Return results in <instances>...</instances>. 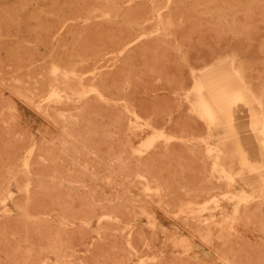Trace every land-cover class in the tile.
I'll use <instances>...</instances> for the list:
<instances>
[{
    "label": "rangeland",
    "instance_id": "rangeland-1",
    "mask_svg": "<svg viewBox=\"0 0 264 264\" xmlns=\"http://www.w3.org/2000/svg\"><path fill=\"white\" fill-rule=\"evenodd\" d=\"M236 2H238L237 5ZM163 3L164 6L162 5ZM231 3L232 4L235 3V4L232 5ZM172 8L174 9L172 10ZM135 10L142 14L145 13V15H143V18H141L142 14H139L141 17H138L137 15L138 12L136 13ZM163 13L166 14L165 17L162 16ZM128 14L131 17L134 14V17L129 18L130 16ZM174 14L175 15L177 14L176 16L177 18L174 16ZM201 17L203 18L204 21L205 20L206 21L203 22ZM207 17L209 18L207 19ZM184 19L186 22L183 21ZM162 20H164V22ZM211 20L213 23L211 22ZM194 22L196 23L194 24ZM210 23L212 26L210 25ZM186 25L187 27L190 28L186 29L185 27ZM193 25H195L196 27L194 30H193L194 28ZM224 26H226L227 28H225ZM204 27L205 28L207 27L206 28L207 30L203 29ZM7 28L9 30H7ZM102 28L104 29L105 33L104 32L101 33V31L103 30ZM113 28H114V32L113 30L110 32V30ZM0 29H1L0 30L1 32L0 33V122H1L0 123V199L3 197L2 195L4 194L3 192L11 191L7 197L8 199L5 198V200L4 199L0 200V212H1L0 221L2 220L0 224L2 225L4 222V224L0 228V232H1L0 247L2 248L10 247L9 252L11 253V254L8 253V249H6L7 253L9 254V256H7L6 258L5 255L8 254L5 253V249L0 248V251H2L0 252V264H14L12 259L15 260L16 258L19 259V260H15L17 263L20 261L18 264H31V263L36 264V262L37 264H51V263L52 264H97V263L98 264H169V263L185 264L186 262L187 264L189 263L190 264L193 263L194 264L196 263L197 264H206V263L248 264L249 262H250L249 264H255V262L257 264H264V257L262 258V256L264 255V228H262L264 227L263 226L264 214L262 212L264 211L263 210L264 199L259 196L256 197L255 195L250 194L252 189H250L249 187H246L245 188L246 190H244L247 199H241L240 201H238L237 198H234L232 196L233 193L241 194L243 192L242 187L240 185V181L239 180L235 181L233 185H230L231 187H229V182L223 177H219V173L214 171L213 167H211L213 166L212 159L214 160L213 157L214 155L212 156V154H209L207 149L209 143L213 142L214 139H212V136L209 133V128L206 120L201 115H199V113L194 109V102H193V99L195 97L197 80L199 76L202 73H204L203 71H205L206 69H207L206 71H208V68L211 69L212 67H214L215 65L221 62L232 60L234 62V65H236V67L239 68V70L242 72L245 80L247 81L248 86L257 87L256 89L251 87L250 88L252 90L254 89L253 92L261 100L262 112L264 115V95H263L264 94V0H178V1L177 0H114V1L113 0H0ZM116 29L118 32L120 30L119 32L120 34L122 32L120 38H119L120 35L118 36L119 33L117 34ZM177 29L179 32L181 31L182 34H183L182 31H184L186 35L182 36L180 35L181 33H179L180 37L179 36L176 37L175 35L178 34ZM198 29H202V30H198ZM106 31L107 33L110 32V36L108 34L110 40L108 39V36L106 37L107 35ZM98 32H100L104 37L101 34H98ZM113 34H114V39H112ZM223 34L225 37L223 36ZM96 35L97 36L101 35L102 38L99 39V37H96ZM124 36H125L124 38L125 41H123ZM131 36L133 37L131 38ZM229 36L231 37L229 38ZM95 37L100 41L103 39L101 43L104 44L106 43V44L101 45V43H99L100 41L98 40H97L98 42L96 43ZM115 37H117L118 39L116 38L117 39L116 40ZM111 39L115 40L116 42L111 41ZM128 39H130L131 41L130 40L128 41ZM168 39L172 40L173 43L172 42L170 43ZM201 39L204 41L202 42ZM209 40L211 41V43H209L210 42ZM110 41L112 43H110ZM155 41L157 42L155 43ZM180 41L182 44L180 43ZM114 42L115 45H112L114 44ZM197 43L198 45L203 44L202 45L203 47H201L200 45L197 46ZM212 43H214L213 46L211 45ZM95 44H97V46ZM152 44L155 46L154 48L152 47L153 46ZM204 44L206 46H204ZM231 44L233 46H231ZM149 45L151 46L152 49L149 48ZM156 45L158 46L156 47ZM161 45L162 47H160ZM137 46H139L141 49L139 50V47ZM96 47L97 48L103 47V48L99 50ZM142 47L145 48L144 53L142 52L143 51ZM198 47H200L201 49H199ZM208 47H209L208 49L209 51L207 50ZM196 48L198 50H196ZM203 48L205 51L203 50ZM232 48L235 50H233ZM129 49H132L133 51L132 50L130 51ZM158 50L161 51L165 50V53L163 51H162L163 53L159 51L161 54L160 56H162L163 54L162 58L158 57L159 56V53L157 54ZM220 50H221V54L219 53ZM228 50H230V52ZM126 51L127 53L130 52V54L125 53ZM197 51L198 52L201 51V52L198 53ZM141 52L143 53V56ZM149 52L151 53L148 55ZM224 53L225 55L223 56ZM151 54L153 55V57ZM190 54L192 55V58L189 57ZM200 54L203 57L199 56ZM218 54L220 58L217 57ZM220 55L222 56V58ZM124 56L125 57L127 56L126 61L122 59V57L125 58ZM205 57L211 59L212 62L207 58L205 59ZM174 58H176L177 60ZM188 58L190 59L188 60ZM200 58L203 59L201 60ZM194 59H196V61H194ZM197 59H199V61H197ZM150 61L154 62L155 65L154 64L150 65L151 64ZM163 61L166 62L163 63ZM205 61L208 62L206 63ZM195 63L197 64V66L195 65ZM204 63L208 65L206 64L204 65ZM142 64H144V67L143 66L138 67ZM130 65L131 68L129 67ZM149 66H152L153 68ZM55 67L57 68L56 70L54 69L55 71H53V68ZM147 67L150 68V74L148 72L149 68ZM156 67L161 72L159 73L160 75L157 74L159 71ZM178 67L181 68L182 71ZM151 68L153 70H156L157 72L154 71L153 73ZM172 68L175 69L176 74ZM185 69L186 71L188 70V72H186ZM133 71H135V73ZM184 71L185 73H183ZM51 72H54L55 75H53V73ZM173 72L175 74V77H177L178 79H173L175 78L174 74H172ZM248 73L249 74L251 73L250 76H254V75L255 76L253 78L250 76L248 77L247 75ZM143 74L144 77H142ZM179 74L181 75L179 76ZM145 76L148 78H146ZM181 76H183L184 78L186 77L187 80L190 79L189 80L190 82L188 81L187 83H185L186 79L182 80L183 78ZM261 77L263 78L261 79ZM114 78L115 81L117 80L116 83L114 81ZM145 79L147 80V83ZM57 80L60 81L58 84H56ZM134 80L136 81V83L137 82L139 83L133 84ZM180 80H181V84H179ZM80 82H82L84 85L86 84L85 86L88 87L93 84L97 85L98 87L100 86L99 90L100 93L102 94L101 97L99 96L98 92H94V91H89L90 93L88 92L84 95L71 92L72 89L75 88L77 89L81 87ZM148 83H150V86L152 84L151 86L153 87L152 89L151 87L149 88L147 87L149 86ZM190 83L192 84L191 86ZM256 83L258 84L260 83L259 84L261 85L260 88H258L259 86ZM159 84H164V86L160 85V87H158ZM55 85L60 86L59 88L60 93L57 96L56 94L52 93V87H54ZM115 85L116 88L113 87ZM117 85L119 86L118 90H116ZM172 85L176 87L175 88L176 90L174 89V87H172ZM183 86L185 88L187 87L188 89L186 88L185 90ZM110 87L111 88L113 87L114 90L113 88L110 89ZM62 88L65 90H62ZM167 88L169 90H167ZM157 89H159L158 92H154V90L157 91ZM170 90H172V93ZM119 93L120 95H118ZM161 93L164 94L161 95ZM53 95H55L56 97ZM158 95L161 96V98L162 96L164 98L169 96V98H166V100L170 99V101L172 102L170 101L168 102L165 99H159ZM138 96H140L139 99H137ZM155 96L158 97L156 101L157 103L159 102V104H156V101L154 103V100L156 98ZM147 97H148V101H147ZM47 98L50 99L46 101ZM143 98L145 103L142 102ZM136 99L141 104V106H143L142 109H140L142 113L138 109V107L141 106ZM149 99L151 100L150 102ZM134 100H136L137 103ZM84 102L87 103L85 104L87 106L83 105ZM160 102L161 103L164 102L163 104H165L164 105L165 107L163 106L162 107L163 110L165 111L160 109L161 108L160 105H163L160 104ZM165 102L172 104L169 106V104ZM134 103L136 104L134 105ZM143 103L144 104L147 103L146 104L147 106L146 105L144 106ZM150 103L151 104L153 103L155 105L152 104V108L150 106V108L148 109L149 105H151ZM92 104L96 106L95 110ZM11 105L13 109L11 108ZM103 105L105 106L103 108H108L109 110L108 109H106V111L103 110L102 108ZM156 105H159L160 107L158 106L159 107L158 108ZM171 106H172V110H169L171 109ZM87 107H89V109ZM145 107L147 108V110H149L148 111L149 113L147 112ZM166 107L167 110L169 111H166ZM136 108L138 110H136ZM96 110L98 111V113ZM160 110L162 111V115H161L162 120L159 119L160 117H156L157 115L160 116L161 114ZM236 110L238 116L236 117L238 118L237 122L238 124L241 122L239 126L247 129L248 128L247 125H249L247 121L251 122L250 120H252L250 115L251 111L242 102H239L236 105ZM99 111L101 114L99 113ZM144 111H146L147 117L145 116ZM155 111L157 112V114ZM248 111L250 112L248 113ZM121 113H123L122 114L123 116L121 115ZM175 114L177 117L175 116ZM108 117L109 118L111 117V119H109ZM112 117L113 119L119 117L121 120L119 119L117 121L116 119L115 121L114 120L112 121ZM174 117H175V121H174ZM243 117L245 118L243 119ZM156 118H158L159 120ZM196 119H197V123H196ZM157 120L159 122L161 120L160 123H164V124H161V126H159L160 123ZM88 121H90V123ZM198 121H199V125L200 123L201 124L205 123V124L204 125L202 124L203 126L202 125L198 126ZM156 122H158L159 125ZM86 123L87 125H85ZM152 123L154 124V127ZM245 123L246 125L243 126V124ZM171 124L174 125L173 126L174 129H171L172 128ZM186 124L188 126H186ZM189 124L191 125V127ZM192 125H194L195 127L194 126L192 127ZM6 126L9 128L6 129L5 128ZM110 126H113L114 128ZM155 126L158 128H156ZM202 127H204V131H202L203 130ZM90 128L92 131L90 130ZM169 128L170 130L176 129L173 132L175 133L177 131L179 137L177 136V134L168 131ZM189 129L191 130L189 131ZM90 132L92 135L90 134ZM193 132L197 134H193ZM22 133L24 134V136ZM158 133H160L161 136ZM203 133L205 134L203 135ZM244 133L247 132L245 131ZM165 134L167 136H170V138L166 139ZM119 135L121 136L119 137ZM48 138L51 139L52 141L50 140L51 141L50 142ZM61 139H63L64 142ZM253 140H254L253 143L255 144H251L248 146V150L250 151L249 152L250 163L252 165H256V164L258 165L259 162H260L259 164H264V152H262V150L260 149L261 147L258 141L255 139ZM106 141L109 142L107 143ZM53 142L58 143L59 145L58 144L54 145ZM146 143H148V146L146 145ZM174 143H177L176 146H174L175 145ZM98 144H100V146ZM105 144L106 146L109 145L111 149L109 146H107L108 149L106 150ZM102 145L105 148V150H103ZM111 145H114V147H112ZM168 145L172 147L174 146V148L169 146L168 149ZM177 145L178 147L180 145L181 148L180 147L177 148ZM189 145L192 146L193 148L189 147ZM69 146H71V148ZM182 146L184 148H182ZM126 148L128 151L126 150ZM171 148L174 151H176V153ZM69 149L70 150L73 149V151L71 150V152L73 153L72 155ZM96 149H98L97 150L98 154ZM202 149L205 151V153ZM111 150L114 151L112 152ZM103 151L105 153H103ZM156 151L157 153H155L156 155L155 156L154 152ZM183 151L186 152L185 155L187 156H184V154H182ZM68 152L69 155L72 157V161L70 160L71 157L69 155L67 156ZM159 152L161 153L159 154ZM74 153H76V155H78L79 158L75 157L76 155ZM99 153L105 154L104 155L105 159L103 158L102 154L100 155ZM177 153L178 155H176ZM58 154H61V156ZM115 154L116 156L118 155L117 158ZM173 155L175 158L173 157ZM181 155L183 158L181 157ZM196 155L197 156L200 155V156L197 157ZM34 156L37 158H35ZM84 156L85 158L87 157V159H85ZM120 157L123 158L121 159ZM156 157L158 160H156ZM164 157L166 160L164 159ZM186 157H187V161H186ZM193 158L195 159V161ZM84 159L86 161H84ZM170 159H172V161ZM63 160L70 161V162L67 161L70 163L69 166L68 163H66V161L64 164H66L65 167L68 168L72 167L71 170L64 167V164H62ZM159 160H163V161H159ZM87 161H90V164H88ZM205 161L208 163H206ZM48 162L50 163L54 162L56 165L54 163L52 164V166L47 165ZM162 162L165 164H162ZM60 163L63 165L62 167L59 165ZM171 163L173 164L177 163L175 164L176 167L175 165L173 166V164ZM210 163L211 165L209 166ZM117 164H118L117 166L118 168H116ZM166 164H168L167 166L169 168H167ZM180 164H182L183 166ZM114 165H115V169L113 167ZM143 165H145L146 169L144 168ZM232 165L234 167H238L239 163L235 162L232 163ZM33 166L34 168L36 167L35 168L36 172H34L35 175L33 174L34 171ZM74 166L79 171H82V174L84 172L85 174L82 175L81 172L78 174L74 172L77 170L74 168ZM228 166L230 167L231 163L230 165L228 164ZM50 167H52L53 169L52 171L55 172L56 174L51 172L52 174L50 176H46L45 174L47 172L46 169H48L47 175H49L51 171ZM61 168L65 169L66 174L63 173V170H61ZM81 168L85 169V171L83 169L81 170ZM157 168L160 169L158 170ZM164 168L168 172H165ZM172 168L175 170L174 172ZM197 168L199 170H197ZM43 169L46 172H44ZM66 169L68 170L66 171ZM207 169L209 170L206 171ZM96 170H98L99 173H96ZM100 170L101 171L104 170L102 171L103 173L100 172ZM134 170L135 173L133 174ZM148 170L149 172H146ZM58 171L60 172L58 173ZM142 171L143 173H141ZM156 171L158 172V174H154ZM72 172H74L75 175L74 173L72 174L73 176L70 175ZM170 172H172V174H170ZM151 173L154 174L153 175L154 177L151 175ZM89 174L91 176V179L90 176L88 177ZM131 174H133L134 178L131 176ZM57 175L58 178L61 177L62 179L60 178L59 180L57 178ZM42 177L47 179L46 182L47 181L48 182L46 184L44 183L45 179ZM68 177L70 178V180ZM74 177H76L77 179L74 180ZM176 177L178 179L177 181H176ZM195 177L198 180L195 179ZM80 178L82 181L80 180ZM142 178L144 179L145 182L143 181ZM62 180L63 182L64 181L65 182L62 183ZM73 180L76 182H78L77 180H79V182L78 183L75 182L76 184H74ZM201 180L202 181L205 180V183H203ZM66 181H68L69 183H67ZM85 181L88 183H86ZM117 181L118 184L120 183L119 184L120 186L117 184ZM189 181H193V182L196 181V183ZM214 182H216V185ZM93 183H95V185ZM185 183L187 187L185 186ZM44 184L47 186H44ZM58 184L59 186H57ZM195 184L196 185L198 184V186L196 187ZM38 185L42 189H40ZM53 185L57 187L56 190H54L55 187ZM188 185H190L191 187H189ZM203 185L205 186L209 185L210 188L214 190H210L209 186L206 188L205 186L202 187ZM214 185L217 187L220 185L219 186L220 189L218 190L217 188L219 192L216 191V187ZM61 186L62 189H60ZM71 186L73 190L70 189ZM77 187H80V190ZM58 188L60 190H58ZM63 188L67 189L66 190L67 192ZM191 188H194L193 191L195 193L192 191ZM197 188L201 190L198 192ZM203 188L207 189V191L203 190ZM36 189L39 190V192ZM75 190L80 194L82 193L81 194L82 199L80 197H77L78 195H76L77 198L75 197V194H77L73 192ZM55 191H57V193ZM58 191L61 192V194ZM62 191H64L63 192L64 194L62 193ZM40 192H42L41 193L42 197H46L49 195L50 196L48 198L46 197V199L44 200V198H42L41 195H39ZM95 192L99 193L97 194L99 195L98 197L95 194ZM58 193L60 194V196ZM71 193H73L74 195H72ZM80 194L79 196H81ZM120 194L121 196L119 199ZM62 195L63 198H65L64 196H66L67 200L66 199L64 200L62 198ZM94 196H96L95 197L96 199L99 197L102 199L95 200ZM20 197L24 199L22 200ZM37 197L40 199H37ZM60 197L63 200L62 199L58 200L60 199ZM71 197L76 199V201L74 202V199L73 198L71 199ZM84 197H86L85 200H83ZM78 198L83 200V202L85 201L84 202L85 206L83 205V202ZM14 199L15 200L17 199V201H15ZM18 199L22 201L20 202ZM36 200L37 201L41 200L42 202L38 203ZM54 200L58 203H55ZM73 202L77 206L74 205ZM86 202L88 205L85 204ZM50 203L52 204L49 205ZM60 203L63 205L64 208H62V205H60ZM67 203L69 206L67 205ZM58 204L60 205V208ZM97 204L98 205L100 204L101 206L100 205L98 206ZM40 205L43 207H41ZM79 205L80 206L83 205V207H87L89 210L86 208L88 210L87 211L83 207L80 208ZM91 205L94 207H91ZM31 206L33 207V209ZM45 206L49 210L48 214H47V209L45 210L46 212L44 211V209L46 208ZM88 206L92 209H90ZM38 207H41L43 210H41V208L38 209ZM69 207H73L75 209L73 208L71 209L79 212L78 213L75 211L73 212V210L71 211ZM236 207H238V211H235ZM76 208H80L81 211L77 210ZM250 208L252 210H250ZM109 209H111V211H109ZM115 209H117L118 217L120 215L122 216V214L123 215L125 214L124 215L125 218L123 220L122 218L124 216H122V218L121 216L118 218L117 214L115 215L116 213ZM119 209L121 213L118 212ZM102 210H105L106 213L102 214L103 212H105V211L102 212ZM107 210L109 211V213ZM122 211L125 213H122ZM43 212L44 214H42ZM66 213L67 214L71 213L74 218H72L71 215H69V217L66 218L68 216L65 215ZM76 213L78 214V216L80 213L83 216L80 217L81 216L80 215L78 217ZM255 214H256V219H253L255 217ZM75 215H76V220H75ZM248 218L251 219L248 220ZM257 219H261L262 221H258ZM69 220L72 222L70 223ZM256 220L258 223L256 222ZM45 221L46 223L49 221L51 223L45 224L44 223ZM13 222L15 223V225L13 224ZM103 222L106 223L107 225H105ZM252 223H254L255 225L254 224L252 225ZM259 223H261L259 226L262 228V230H259L260 227L257 226ZM29 224H32L31 229H29L30 227L27 228ZM108 225L109 227H111V229L108 227ZM112 226H114L115 228L113 229ZM75 227L78 228L74 229ZM51 228H53L51 231L54 234H52L51 231L49 230ZM12 229L14 230L16 229V230L14 231ZM29 230L32 232H30ZM34 230L36 232H34ZM47 231H49V233H47ZM24 233L25 235L27 234L28 235L25 237ZM37 233L39 235L36 237ZM31 234L33 237L31 236ZM45 236L49 238L47 240H43L46 242V245L45 243L42 244L43 241H41L42 237L43 239L46 238ZM110 236L112 237L111 239H109ZM130 236H132V238ZM29 237L30 239L32 238L31 242H28ZM61 237L63 238L65 237V240ZM130 238L131 240L134 239L133 243L130 240ZM22 239H24L26 243ZM62 239L64 240L63 242ZM149 239L151 240L149 241ZM109 240L112 241V244L110 243ZM135 240L140 243L136 242ZM141 241L143 242L141 243ZM20 242L22 243L20 244ZM1 243L5 244L6 247L1 245ZM15 243H17L18 245H16ZM94 243L96 244V246ZM150 243H152V245ZM70 245L71 246L73 245L74 248L73 246L71 247ZM98 245H100L99 248ZM227 245L229 249H227L228 248ZM11 246L13 247L12 249L18 247L16 248L17 251L12 250ZM69 246L73 249H71ZM239 246L243 248V249L241 248L242 251H239L240 250ZM243 246H245V249ZM36 247H38L40 251H38L39 249L37 248L38 250L35 249L37 250L35 252L34 248ZM94 248L97 249L94 250ZM91 249H93L94 251H92ZM117 249L120 251H118ZM137 249H139V251ZM236 250L238 253L236 252ZM247 250H249V252ZM11 251L12 252L15 251L14 252L15 254L13 253L15 256L12 254ZM80 251H84V252L80 253ZM101 251H102V255H100ZM113 251H114V257H116V259L115 258L114 259L116 261L111 256ZM122 251L123 254L121 253ZM244 251L249 253L251 256ZM109 252H110V256H109ZM116 252L119 253L117 254ZM230 252H232V254L235 252L236 255L233 254L234 258L231 256L232 254H230ZM258 252L262 253V254L260 253L261 254L260 257H259L260 254ZM106 253L108 254V256ZM244 253L247 256L246 259L244 257ZM10 256H13L14 258ZM83 256L85 257L87 256V257L84 258ZM239 256L241 257L240 260L242 261L241 263L239 262V258H240ZM177 257L179 259H177ZM230 258L232 261L229 260ZM259 258L261 260H259ZM85 259H87L88 261L89 260L91 261L92 259L93 261L87 263L88 261L86 260L87 261L86 262ZM122 259L124 260L122 261ZM256 259H258L259 262H257L258 260ZM7 260H9L8 261L9 263L7 262ZM10 260L13 263H10L11 262ZM112 260L114 262H112ZM160 260L161 263L159 262ZM233 260L237 263H235ZM250 260H252L253 262H251ZM181 261H184V263H181Z\"/></svg>",
    "mask_w": 264,
    "mask_h": 264
},
{
    "label": "bare ground",
    "instance_id": "bare-ground-1",
    "mask_svg": "<svg viewBox=\"0 0 264 264\" xmlns=\"http://www.w3.org/2000/svg\"><path fill=\"white\" fill-rule=\"evenodd\" d=\"M114 1V0H113ZM178 1V0H177ZM230 2V1H229ZM83 3V2H82ZM130 3V2H129ZM136 3V2H135ZM140 3V2H139ZM207 3V2H206ZM223 3V2H222ZM237 3L238 2H236V5H237ZM161 4V3H160ZM232 4V3H231ZM230 4V5H231ZM235 3H233L232 5H234ZM139 5V4H138ZM137 5V6H138ZM163 6H164V3L162 4ZM161 5V6H162ZM172 5V4H171ZM206 5V4H205ZM7 6V5H6ZM131 6V5H130ZM165 6H166V4H165ZM110 7V6H109ZM134 7H135V5H134ZM150 8V7H149ZM175 8V7H174ZM174 8H172V10L174 9ZM6 9V8H5ZM169 9V8H168ZM171 9V8H170ZM124 10V9H123ZM132 11V10H131ZM136 11V10H135ZM177 11V10H176ZM175 11V12H176ZM4 12V11H3ZM38 12V11H37ZM138 11H136V13H137ZM141 12V11H140ZM181 12V11H180ZM130 13V12H129ZM132 13V12H131ZM144 13V12H143ZM158 13V12H157ZM139 14H142V13H137V15H138V17H141V18H143V15H145V13L144 14H142L141 16L139 15ZM173 14V13H172ZM129 15V14H128ZM165 13H163L162 14V16H164L165 17ZM168 15V14H167ZM170 15H171V13H170ZM180 15V14H179ZM244 15V14H243ZM130 16V15H129ZM136 16V15H135ZM174 16L176 17L177 16V14L175 15L174 14ZM186 16V15H185ZM216 16V15H215ZM214 16V17H215ZM235 16V15H234ZM132 17H134V14H133V16ZM131 16L129 17V18H132ZM138 17H137V20H138ZM163 17V18H164ZM191 17V16H190ZM196 17H197V15H196ZM217 17V16H216ZM236 17H238V16H236ZM136 18V17H135ZM140 18V19H141ZM177 18V17H176ZM176 18H174V19H176ZM202 18V17H201ZM209 17H207V19H208ZM4 19V18H3ZM37 19V18H36ZM167 19V18H166ZM195 19H198V18H195ZM214 19V18H213ZM212 19V20H213ZM215 19H218V18H215ZM230 19V18H229ZM229 19H228V21H229ZM239 19V18H238ZM10 20V19H9ZM12 20V19H11ZM123 20V19H122ZM135 20V19H134ZM142 20V19H141ZM148 20H150V19H148ZM212 20H211V22H212ZM18 21V20H17ZM88 21V20H87ZM163 22H164V20H162ZM177 21V20H176ZM184 22H186L185 21V19L183 20ZM202 21L203 22H205L204 20H203V18H202ZM243 21V20H242ZM10 22V21H9ZM131 22H132V20H131ZM190 22V21H189ZM193 22V21H192ZM210 22V21H209ZM214 22H216V21H214ZM196 22H194V24H195ZM200 23V22H199ZM213 23V22H212ZM222 23H224V22H222ZM142 24V23H141ZM175 24H176V22H175ZM202 24H204V23H202ZM218 24V23H217ZM219 24H221V23H219ZM104 25V24H103ZM210 25H211V23H210ZM45 26H47V25H45ZM105 26V25H104ZM189 26V25H188ZM191 26V25H190ZM194 26V28H193V30L196 28L195 27V25H193ZM197 26V25H196ZM212 26V25H211ZM64 27V26H63ZM158 27V26H157ZM186 27V29H188V28H190V27H187V25L185 26ZM203 27V26H202ZM225 28H227L226 26H224ZM18 28V27H17ZM104 28V27H103ZM102 28V29H103ZM106 28V27H105ZM111 28V27H110ZM175 28H176V26H175ZM207 28V27H206ZM205 27L203 28V29H206ZM99 29H101V28H99ZM98 29V30H99ZM118 29V28H117ZM117 29H116V31H117ZM127 29V28H126ZM125 29V30H126ZM182 29V28H181ZM208 29H209V27H208ZM1 30V29H0ZM7 30H9L8 28H7ZM6 30V31H7ZM107 30V29H106ZM113 30V32H114V28L113 29H111L110 30V32ZM123 30V29H122ZM163 30V29H162ZM185 30V29H184ZM192 30V29H191ZM198 30H202V29H198ZM207 30V29H206ZM216 30V29H215ZM108 31H109V29H108ZM127 31V30H126ZM177 31H178V29H177ZM188 31V30H187ZM102 32H104L105 33V31H104V29L101 31V33ZM110 32H108L107 33V31H106V33H107V35H106V37L108 36V34H109V36H110ZM112 32V33H113ZM119 32H120V30H119ZM118 31H117V34L119 33ZM124 32V31H123ZM158 32V31H157ZM183 32V34L181 33V31L179 32L178 31V34L177 35H175L176 37L177 36H179V33H181L180 35H182V36H184V35H186V33H184V31H182ZM194 32V31H193ZM203 32H204V30H203ZM1 33V32H0ZM100 32H98V34H101ZM154 33V32H153ZM175 33H177V32H175ZM213 33V32H212ZM60 34V33H59ZM58 34V35H59ZM121 34H122V32H121ZM121 34L119 33L118 34V36H119V38L121 37ZM188 34H189V32H188ZM190 34H192V33H190ZM198 34V33H197ZM217 34V33H216ZM215 34V35H216ZM15 35V34H14ZM102 35V34H101ZM101 35H99V36H97L96 35V37H99V39L100 38H102L101 37ZM105 35V34H104ZM239 35V34H238ZM103 36V35H102ZM109 36H108V39L110 40V38H109ZM113 37H112V39H114V34L112 35ZM115 36H117V35H115ZM190 36V35H189ZM189 36H188V38H189ZM207 36V35H206ZM223 36H224V34H223ZM222 36V37H223ZM96 37H95V39H96ZM104 37V36H103ZM133 36H131V38H132ZM180 37V36H179ZM178 37V38H179ZM191 37H193V36H191ZM225 37V36H224ZM231 36H229V38H230ZM117 37H115V39H116ZM124 38H125V36L123 37V41H125L124 40ZM182 38V37H181ZM185 38V37H184ZM187 38V37H186ZM187 38V39H188ZM196 38V37H195ZM207 38H209V37H207ZM220 38V37H219ZM94 39V40H95ZM111 39V41H115V40H112ZM118 39V38H117ZM116 39V40H117ZM183 39V38H182ZM197 39V38H196ZM98 39H96V43L98 42V41H100V40H98ZM103 40V39H102ZM101 40V41H102ZM107 40V39H106ZM130 39H128V41H129ZM169 41H170V43L172 42V40H170V39H168ZM190 40V39H189ZM191 40H192V38H191ZM231 40V39H230ZM101 41L99 42V43H101ZM110 41V43H112ZM131 41V40H130ZM183 41V40H182ZM201 41L203 42L204 40H202L201 39ZM210 41V40H209ZM213 41V40H212ZM229 41V40H228ZM107 42V41H106ZM109 42V41H108ZM116 42V41H115ZM115 42H114V44H112V45H115ZM157 41H155V43H156ZM167 42V41H166ZM118 43V42H117ZM129 43V42H128ZM151 43V42H150ZM154 43V42H153ZM173 43V42H172ZM180 43H181V41H180ZM186 43V42H185ZM191 43V42H190ZM200 43V42H199ZM209 43H211V41L209 42ZM102 44H104V43H101V45ZM106 44V43H105ZM104 44V45H105ZM158 44V43H157ZM169 44V43H168ZM182 44V43H181ZM213 44L214 43H212L211 45L213 46ZM96 46H97V44H95ZM153 45V44H152ZM159 45V44H158ZM158 45H156V47L158 46ZM171 45H173V44H171ZM188 45V44H187ZM201 47H203L202 45L203 44H199ZM198 45V43H197V46H199ZM226 45V44H225ZM247 45V44H246ZM252 45V44H251ZM260 45V44H259ZM56 46V45H55ZM142 46V45H141ZM204 46H206L205 44H204ZM231 46H233L232 44H231ZM94 47V46H93ZM98 47H99V45H98ZM104 47V46H103ZM103 47H101V48H97V49H102ZM127 47V46H126ZM137 47H139V46H137ZM143 47H144V44H143ZM142 47V48H143ZM153 48L155 47L154 45L152 46ZM160 47H162V45L160 46ZM196 47V46H195ZM215 47V46H214ZM214 47H213V49H214ZM91 48V47H90ZM145 48H146V45H145ZM145 48H143V53H144V49ZM149 48L150 49H152L151 48V46L149 45ZM165 48V47H164ZM199 49H201L200 47H198ZM205 48V47H204ZM204 48H203V50H204ZM95 49V48H94ZM133 49V48H132ZM132 49H129L130 51L132 50ZM141 48L139 47V50H140ZM160 49V48H159ZM166 49H168V48H166ZM209 49V47L207 48V50ZM233 49V48H232ZM92 50V49H91ZM147 50V49H146ZM154 50V49H153ZM192 50H193V48H192ZM196 50H198L197 48H196ZM196 50H195V52H196ZM233 50H235V49H233ZM246 50V49H245ZM11 51V50H10ZM93 51V50H92ZM133 51V50H132ZM149 51V50H148ZM159 51H161V50H158V52H157V54L159 53V58H162V56H163V54H162V56H160L161 54H160V52ZM163 51V50H162ZM161 51V53H165V50L162 52ZM171 51V50H170ZM205 51V50H204ZM209 51V50H208ZM217 51H218V49H217ZM229 52H230V50H228ZM227 51V52H228ZM141 52V53H142ZM151 52H153V51H151ZM151 52H149L148 53V55L151 53ZM166 52H168V51H166ZM198 52V51H197ZM201 52V51H200ZM200 52H198V53H200ZM212 52V51H211ZM216 52V51H215ZM224 52V51H223ZM125 53H127V51L125 52ZM143 53H142V56H143ZM147 53V52H146ZM170 53V52H169ZM197 53V54H198ZM208 53V52H207ZM219 53L221 54V50L219 51ZM237 53V52H236ZM34 54V53H33ZM127 54H130V52H128ZM167 54V53H166ZM193 54H194V52H193ZM203 54V53H202ZM206 54V53H205ZM217 54V53H216ZM227 54H230V53H227ZM120 55V54H119ZM140 55V54H139ZM148 55H146V56H148ZM152 55V54H151ZM150 55V56H151ZM207 55V54H206ZM225 55V53L223 54V56ZM13 56V55H12ZM149 56V57H150ZM199 56H201V54L199 55ZM199 56H198V58H199ZM221 56V55H220ZM100 57V56H99ZM125 57V56H124ZM152 57H153V55H152ZM190 58H192V55L190 54V56H189ZM194 57V56H193ZM201 57H203V56H201ZM217 57H219V54H218V56ZM10 58V57H9ZM142 58V57H141ZM190 58H188V60L190 59ZM195 58H196V55H195ZM207 57H205V59H206ZM220 58V57H219ZM221 58H222V56H221ZM25 59V58H24ZM122 59L124 60V61H126V59H127V56L125 57V58H123L122 57ZM174 59H176V58H174ZM201 59V58H200ZM203 59V58H202ZM201 59V60H202ZM208 60H210L211 62H212V60L211 59H209V58H207ZM243 59V58H242ZM122 60V61H123ZM147 60V59H146ZM155 60V59H154ZM177 60V59H176ZM175 60V61H176ZM130 61V60H129ZM194 61H196V59H194ZM197 61H199V59H197ZM19 62V61H18ZM143 62V61H142ZM151 62V61H150ZM164 62H166V61H163V63ZM206 63L208 62V61H205ZM149 63V62H148ZM177 63H178V61H177ZM190 63V62H189ZM206 63H204V65L206 64ZM137 64V63H136ZM152 64H154V62H151V64L150 65H152ZM156 64H157V62H156ZM2 65V64H1ZM155 65V64H154ZM154 65H153V67H154ZM190 65H192V64H190ZM195 65L197 66V64L195 63ZM206 65H208V64H206ZM141 66H143L144 67V64H142V65H140V66H138V67H141ZM159 66V65H158ZM165 66V65H164ZM178 66V65H177ZM195 66V67H196ZM200 66H202V65H200ZM238 66V65H237ZM249 66V65H248ZM247 66V67H248ZM130 68H131V65L129 66ZM149 67H152V66H149ZM149 67H147V68H149ZM152 67V68H153ZM174 67V66H173ZM194 67V66H193ZM199 67V66H198ZM206 67V66H205ZM39 68V67H38ZM56 68L57 67H55V68H53V71H55L56 70ZM92 68V67H91ZM151 68V69H152ZM157 68V67H156ZM177 68V67H176ZM179 68V67H178ZM260 68V67H259ZM258 68V69H259ZM55 69V70H54ZM129 69V68H128ZM134 69H137V68H134ZM142 69V68H141ZM158 69V68H157ZM173 69V68H172ZM180 70H181V68H179ZM257 69V70H258ZM60 70V69H59ZM80 70V69H79ZM130 70V69H129ZM174 71H175V69H173ZM207 70V69H206ZM205 70V71H206ZM252 70V69H251ZM254 70V69H253ZM154 71H156V70H153L152 69V72L154 73ZM158 71H159V69H158ZM182 71V70H181ZM180 71V72H181ZM185 71H186V69H185ZM185 71L183 72V73H185ZM191 71V70H190ZM203 71L204 73H202L200 76H199V78H198V80H197V85H196V91H195V97H194V99H193V102H194V109L199 113V115H201L205 120H206V122H207V125H208V128H209V133H210V135L212 136V139H214L213 140V142H210L209 143V146H208V153L209 154H212V156L214 157V160L212 159V161H213V166H211V167H213V169H214V171H216V172H218L219 173V177H223L224 179H226L228 182H229V187H231L230 185H233V183L235 182V181H237V180H239L240 181V185H241V187H242V190H243V192L241 193V194H239V193H233L232 194V196L234 197V198H237V200L238 201H240L241 199H247V196L245 195V193H244V190H246L245 188L246 187H249L250 189H252V191H251V193L250 194H252V195H255L256 197L257 196H259V197H261V198H263L264 199V164H259L258 163V165L256 164V165H252L251 163H250V158H249V150H248V146L249 145H251V144H255V143H253L254 142V140L253 139H255V140H257L258 141V143H259V145H260V149L262 150V152H264V115H263V112H262V103H261V100L256 96V94L253 92V90L254 89H256L257 87H252V86H250L251 88H254L253 90L248 86V84H247V81L245 80V78H244V76H243V74H242V72L239 70V68H237L236 67V65H234V62L231 60H229V61H224V62H221V63H219V64H217V65H215L214 67H212L211 69H209L208 68V71ZM255 71V70H254ZM59 72V71H58ZM99 72V71H98ZM108 72V71H107ZM114 72V71H113ZM131 72H132V70H131ZM134 73H135V71H133ZM144 72V71H143ZM149 74H150V68H149ZM157 72V71H156ZM171 72V71H170ZM186 72H188V70L186 71ZM193 72V71H192ZM261 72V71H260ZM38 73V72H37ZM51 73H53V75H55L54 74V72H51ZM63 73V72H62ZM146 73V72H145ZM159 73H161L160 71L157 73V74H159ZM177 73H179V72H177ZM245 73V72H244ZM258 73V72H257ZM127 74V73H126ZM148 74V75H149ZM165 74V73H164ZM172 74H174V72L172 73ZM175 74H176V71H175ZM175 74H174V77H175ZM251 74V73H250ZM250 74L248 73L247 75H248V77L250 76ZM35 75V74H34ZM160 75V74H159ZM181 74H179V76H180ZM187 75V74H186ZM257 75V74H256ZM65 76V75H64ZM76 76V75H75ZM98 76V75H97ZM157 76V75H156ZM246 76V75H245ZM255 76V75H254ZM254 76H250V77H254ZM15 77V76H14ZM126 77V76H125ZM125 77H123V78H125ZM142 77H144V74L142 75ZM146 77V76H145ZM150 77V76H149ZM183 79L182 80H184V79H186L185 80V83H187L189 80H187V78L185 77H183V76H181ZM188 77V76H187ZM247 77V76H246ZM77 78V77H76ZM132 78V77H131ZM146 78H148V77H146ZM153 78V77H152ZM162 78H165V77H162ZM172 78V77H171ZM189 78V77H188ZM257 78H258V76H257ZM263 77H261V79H262ZM72 79V78H71ZM150 79V78H149ZM161 79V78H160ZM173 79H178L177 77H175V78H173ZM66 80V79H65ZM132 80V79H131ZM146 80V79H145ZM144 80V81H145ZM153 80V79H152ZM151 80V81H152ZM73 81V80H72ZM74 81H75V79H74ZM114 81H115V78H114ZM117 81V80H116ZM116 81H115V83H116ZM143 81V82H144ZM168 81V80H167ZM176 81V80H175ZM192 81H193V79H192ZM60 81L59 80H57L56 81V84H58ZM180 82V83H179ZM178 83L179 84H181V80L179 81ZM190 82V81H189ZM250 82V81H249ZM96 83V82H95ZM113 83V82H112ZM132 83V82H131ZM136 83V81L134 80V83L133 84H135ZM137 83H139V82H137ZM136 83V84H137ZM146 83H147V80H146ZM145 83V84H146ZM184 83V82H183ZM184 83V84H185ZM192 83V82H191ZM190 83V86L192 85ZM3 84V83H2ZM16 84V83H15ZM80 84H81V87L80 88H75V89H72L71 90V92H73V93H79V94H81V95H84V94H86V93H88L89 91H94V92H98L99 93V96L101 97V93H100V90H99V87L97 86V85H95V84H93V85H90L89 87L88 86H85L82 82H80ZM133 84H132V86H133ZM149 84V86H147L148 88L149 87H151L152 86V84H151V86H150V83H148ZM164 84H165V82H164ZM164 84H159V86L158 87H160V85H162V86H164ZM254 84V83H253ZM256 84H258V83H256ZM260 84V83H259ZM258 84V88H260V86L261 85H259ZM262 84V83H261ZM158 85V84H157ZM183 85V84H182ZM112 86V85H111ZM136 86V85H135ZM142 86V85H141ZM144 86V85H143ZM168 86V85H167ZM179 86V85H178ZM255 86H257V85H255ZM113 87H115L116 88V85L115 86H113ZM112 87V88H113ZM118 85H117V89L116 90H118ZM157 87V88H158ZM172 87H174V89L176 88L174 85H172ZM171 87V88H172ZM184 87V86H183ZM60 86H54V87H52V93H54V94H56V96L60 93L59 91H60ZM111 87H110V89H112ZM133 88V87H132ZM138 88V87H137ZM153 87H151V89H152ZM164 88V87H163ZM185 88V87H184ZM187 88V87H186ZM186 88H185V90H186ZM263 88V87H262ZM261 88V89H262ZM131 89V88H130ZM139 89V88H138ZM155 89V88H154ZM165 89H166V87H165ZM173 89V88H172ZM188 89V88H187ZM260 89V90H261ZM50 90V89H49ZM62 90H65V89H63L62 88ZM113 90H114V88H113ZM115 90V91H116ZM122 90V89H121ZM132 90V89H131ZM140 90V89H139ZM141 90H142V88H141ZM150 90V89H149ZM158 90L159 89H157V91H155L154 90V92H158ZM167 90H169L168 88H167ZM176 90V89H175ZM105 91H106V89H105ZM134 91V90H133ZM148 91V90H147ZM146 91V92H147ZM153 91V90H152ZM171 91V93H172V90H170ZM169 91V92H170ZM258 91V90H257ZM3 92V91H2ZM119 92V91H118ZM142 92V91H141ZM256 92V91H255ZM33 93V92H32ZM90 93V92H89ZM108 93V92H107ZM139 93V92H138ZM258 93V92H257ZM48 94H49V92H48ZM110 94V93H109ZM117 94V93H116ZM115 94V95H116ZM130 94V93H129ZM128 94V95H129ZM160 94V93H159ZM164 93H161V95H163ZM170 94V93H169ZM260 94V93H259ZM263 94V93H262ZM118 95H120V93L118 94ZM264 95V94H263ZM36 96V95H35ZM53 96H55V95H53ZM55 96V97H56ZM60 96V95H59ZM117 96V95H116ZM51 97V96H50ZM92 97H93V95H92ZM91 97V98H92ZM111 97H112V95H111ZM131 97H133V96H131ZM130 97V98H131ZM139 97L140 96H138V98L137 99H139ZM156 98H155V100H154V103H155V101H156V99L159 97V99H165L166 100V98H169V96L168 97H166V98H164L163 96H162V98H161V96H159L158 95V97L157 96H155ZM171 97V96H170ZM52 98V97H51ZM59 98V97H58ZM90 98V97H89ZM129 98V99H130ZM50 99V98H49ZM48 98H47V100L46 101H48L49 100ZM93 99V98H92ZM133 99V98H132ZM131 99V100H132ZM134 99H135V97H134ZM136 99V100H137ZM128 100V99H127ZM136 100H134L135 102H136ZM141 100H142V97H141ZM173 100V99H172ZM175 100V99H174ZM130 101V100H129ZM133 101V100H132ZM140 101V100H139ZM147 101H148V97H147ZM151 100L149 99V102H150ZM160 101V100H159ZM166 101H170V99H168V100H166ZM191 101V100H190ZM263 101V100H262ZM14 102V101H13ZM87 102V101H86ZM86 102H84V104L83 105H85V104H87ZM137 102H138V100H137ZM136 102V103H137ZM142 102H144L145 103V101H144V98H143V101ZM141 102V103H142ZM148 102V103H149ZM162 102V101H161ZM160 102V104H163V103H161ZM168 102H165V103H168ZM170 102H172V101H170ZM177 102V101H176ZM175 102V103H176ZM239 102H242V103H244V105L245 106H247L248 107V109L251 111H248V113L250 112L251 114V119L252 120H250L251 122H249V121H247L248 123H249V125H247L248 126V128L246 129V128H242V127H240L239 126V124L241 123H239L238 124V122H237V119L238 118H236V117H238L237 116V110H236V105L239 103ZM9 103V102H8ZM92 103V102H91ZM136 103H134V105L136 104ZM139 103V102H138ZM143 103V105L145 106L146 104H144ZM11 104V103H10ZM94 104H96V103H94ZM94 104H92L93 106H94ZM140 104V103H139ZM139 104H138V106H139ZM151 104V103H150ZM153 104V103H152ZM152 104L151 105H149V107H148V109L150 108V106H151V108H152ZM156 104H159V102L157 103V101H156ZM169 104V106L172 104H170V103H168ZM9 105V104H8ZM91 105V104H90ZM126 105V104H125ZM153 105H155V104H153ZM165 104H163V105H160L161 106V108L160 109H162L163 110V107H165L164 106ZM193 105V104H192ZM6 106V105H5ZM39 106V105H38ZM85 106H87V105H85ZM84 106V107H85ZM99 106V105H98ZM137 106V107H138ZM140 106H141V104H140ZM147 106V105H146ZM157 107L159 106V105H156ZM159 106V107H160ZM163 106V107H162ZM175 106V105H174ZM83 107V108H84ZM95 107L96 106H94V110H95ZM103 107H105L104 105L102 106V108ZM142 107L143 106H141V107H138V109L140 110V109H142ZM158 107V108H159ZM5 108V107H4ZM3 108V109H4ZM11 108H12V105H11ZM60 108V107H59ZM69 108V107H68ZM82 108V109H83ZM88 109H89V107H87ZM90 108H92V107H90ZM101 108V109H102ZM157 108V109H158ZM189 108V107H188ZM13 109V108H12ZM55 109V108H54ZM62 109V108H61ZM66 109V108H65ZM71 109H74V108H71ZM80 109V108H79ZM98 109H100V108H98ZM106 109H108V108H103V110H105L106 111ZM120 109V108H119ZM118 109V110H119ZM137 108H136V110H138ZM145 109L147 110V108L145 107ZM240 109V108H239ZM77 110V109H76ZM75 110V111H76ZM102 110V111H103ZM109 110V109H108ZM121 110V109H120ZM153 110H155V109H153ZM169 110H172V106H171V109H169ZM169 110H167V107H166V111H169ZM187 110V109H186ZM185 110V111H186ZM44 111V110H43ZM67 111V110H66ZM74 111V110H73ZM92 111H93V109H92ZM97 111V110H96ZM101 111V110H100ZM100 111H99V113H100ZM115 111V110H114ZM141 111V110H140ZM149 110H147V112H148ZM150 111H151V109H150ZM159 111V110H158ZM163 111H165V110H163ZM176 111V110H175ZM182 111H183V109H182ZM188 111V110H187ZM247 111V110H246ZM121 112H123V111H121ZM145 113V116L147 117V115H146V111H144ZM156 112V111H155ZM171 112V111H170ZM191 112H192V110H191ZM75 113H77V112H75ZM84 113V112H83ZM97 113H98V111H97ZM108 113H109V111H108ZM111 113V112H110ZM141 113H142V111H141ZM149 113V112H148ZM160 116L159 115H157L156 117H160L159 119H161V115H162V111L160 110ZM166 113V112H165ZM169 113V112H168ZM180 113V112H179ZM183 113H184V111H183ZM72 114H74V113H72ZM101 114V113H100ZM123 113H121V115H122ZM139 114V113H138ZM156 114H157V112H156ZM159 114V113H158ZM167 114V113H166ZM171 114V113H170ZM181 114V113H180ZM5 115V114H4ZM74 115H76V114H74ZM134 115V114H133ZM149 115V114H148ZM182 115V114H181ZM119 116V115H118ZM123 116V115H122ZM174 116V115H173ZM175 116H176V114H175ZM179 116V115H178ZM240 116V115H239ZM10 117V116H9ZM43 117V116H42ZM89 117V116H88ZM115 117H117V116H115ZM141 117H143V116H141ZM177 117V116H176ZM78 118V117H77ZM109 118V117H108ZM179 118V117H178ZM245 117H243V119H244ZM8 119V118H7ZM89 119H91V118H89ZM88 119V120H89ZM109 119H111V117L109 118ZM117 119V121L120 119L119 117L118 118H115V119H113V117H112V121L114 120H116ZM138 119V118H137ZM153 119V118H152ZM156 119H158V118H156ZM158 119V120H159ZM173 119V118H172ZM192 119V118H191ZM203 119V120H204ZM241 119H242V117H241ZM248 119H249V117H248ZM2 120V119H1ZM4 120V119H3ZM87 120V119H86ZM121 120V119H120ZM157 120V121H158ZM162 120V119H161ZM161 120H160V122H161ZM94 121H95V118H94ZM174 121H175V117H174ZM190 121V120H189ZM193 121H194V119H193ZM38 122V121H37ZM48 122V121H47ZM82 122V121H81ZM89 123H90V121H88ZM120 122V121H119ZM153 122V121H152ZM154 122H155V120H154ZM159 122V121H158ZM158 122H156V123H158ZM159 122V123H160ZM163 122V121H162ZM204 122V121H203ZM1 123V122H0ZM62 123H64V122H62ZM110 123V122H109ZM146 123V122H145ZM159 123H158V125H159ZM189 123V122H188ZM187 123V124H188ZM190 123H193V122H190ZM195 123V122H194ZM196 123H197V119H196ZM195 123V124H196ZM243 123V122H242ZM126 124V123H125ZM161 124H164V123H160V125L159 126H161ZM174 124V123H173ZM184 124V123H183ZM186 124V126H188ZM203 124V123H202ZM201 123H200V125H202ZM205 124V123H204ZM203 124V125H204ZM85 125H87V123L85 124ZM103 125V124H102ZM101 125V126H102ZM120 125V124H119ZM152 125H153V127H154V124L152 123ZM157 125V126H158ZM169 125H170V123H169ZM190 125V124H189ZM199 125V121H198V126H200ZM202 125V126H203ZM244 125H246V123L245 124H243V126ZM124 126V125H123ZM164 126V125H163ZM174 125H172L171 124V129H174V127H173ZM176 126V125H175ZM180 126V125H179ZM194 125H192V127H193ZM197 126V125H196ZM206 126V125H205ZM87 127V126H86ZM92 127H94V126H92ZM110 127H113V126H110ZM156 127V126H155ZM190 127H191V125H190ZM189 127V128H190ZM195 127V126H194ZM6 129H8L9 127H5ZM114 128V127H113ZM156 128H158V127H156ZM170 128H169V130L168 131H171L172 133H174L173 131H175V130H170ZM182 128V127H181ZM30 129V128H29ZM68 129H69V127H68ZM95 129V128H94ZM163 129V128H162ZM199 129V128H198ZM200 129H201V127H200ZM202 131H204V127H202ZM207 129V128H206ZM90 130H91V128H90ZM178 130V129H177ZM182 130V129H181ZM191 129H189V131H190ZM194 130V129H193ZM247 130H249V131H247ZM92 131V130H91ZM165 131H166V129H165ZM188 131V130H187ZM198 131V130H197ZM200 131V130H199ZM201 131V132H202ZM206 131V130H205ZM247 132V133H244V132ZM44 132H45V130H44ZM121 132V131H120ZM155 132V131H154ZM177 132V131H176ZM174 133V134H177V136L179 137V135H178V132L177 133ZM195 132V131H194ZM193 132V134H197V133H194ZM4 133V132H3ZM7 133H9V132H7ZM41 133H42V131H41ZM47 133V132H46ZM93 133V132H92ZM118 133V132H117ZM191 133H192V131H191ZM207 133V132H206ZM6 134V133H5ZM4 134V135H5ZM11 134V133H10ZM23 134V133H22ZM21 134V135H22ZM90 134H91V132H90ZM94 134V133H93ZM113 134V133H112ZM148 134V133H147ZM158 134H160V133H158ZM157 134V135H158ZM199 134V133H198ZM205 133H203V135H204ZM16 135V134H15ZM58 135V134H57ZM92 135V134H91ZM146 135V134H145ZM207 135V134H206ZM23 136H24V134H23ZM77 136V135H76ZM121 135H119V137H120ZM137 136H139V135H137ZM159 136V135H158ZM160 136H161V134H160ZM196 136V135H195ZM201 136V135H200ZM11 137H12V135H11ZM152 137V136H151ZM155 137H156V135H155ZM164 137V136H163ZM163 137H161V138H163ZM182 137H184V136H182ZM197 137V136H196ZM56 138V137H55ZM158 138V137H157ZM160 138V137H159ZM165 138L166 139H169L170 138V136H167L166 134H165ZM172 138V137H171ZM40 139H41V137H40ZM46 139V138H45ZM49 139V138H48ZM54 139V138H53ZM131 139V138H130ZM3 140V139H2ZM14 140V139H13ZM16 140H18V139H16ZM38 140H39V138H38ZM51 139H49V141H50ZM61 140H63V139H61ZM66 140V139H65ZM171 140V139H170ZM24 141V140H23ZM52 141V140H51ZM50 141V142H51ZM58 141V140H57ZM95 141V140H94ZM164 141H165V139H164ZM180 141V140H179ZM9 142V141H8ZM47 142V141H46ZM63 142H64V140H63ZM90 142V141H89ZM107 142V141H106ZM109 142V141H108ZM107 142V143H108ZM123 142V141H122ZM181 142V141H180ZM41 143V142H40ZM54 143V142H53ZM61 143H62V141H61ZM94 143H96V142H94ZM104 143V142H103ZM151 143V142H150ZM152 143H153V141H152ZM160 143H161V141H160ZM172 143V142H171ZM171 143H170V145H171ZM4 144V143H3ZM43 144V143H42ZM41 144V145H42ZM55 144H58V143H54V145ZM102 144V143H101ZM175 145L174 146H176V144L177 143H174ZM200 144V143H199ZM45 145V144H44ZM59 145V144H58ZM95 145V144H94ZM97 145V144H96ZM99 146H100V144H98ZM114 145H116V144H114ZM114 145H111L112 147H114ZM146 145L148 146V143H146ZM170 145H168V149H169V146ZM173 145V144H172ZM40 146V145H39ZM51 146V145H50ZM107 146H109V145H107ZM107 146H106V144H105V147H106V150L108 149L107 148ZM141 146V145H140ZM150 146H151V144H150ZM156 146V145H155ZM158 146V145H157ZM174 146L172 147V146H170V147H172V148H174ZM58 147V146H57ZM64 147V146H63ZM68 147V146H67ZM70 148H71V146H69ZM94 147V146H93ZM96 147V146H95ZM102 147H103V145H102ZM110 147V146H109ZM143 147V146H142ZM144 147H146V146H144ZM179 147H180V145H179ZM178 147V145H177V148H179ZM187 147V146H186ZM189 147H192V146H190L189 145ZM255 147V146H254ZM259 147V146H258ZM6 148V147H5ZM45 148V147H44ZM43 148V149H44ZM97 148V147H96ZM171 148V149H172ZM181 148V147H180ZM182 148H184L183 146H182ZM193 148V147H192ZM62 149V148H61ZM65 149V148H64ZM67 149V148H66ZM100 149H102V148H100ZM99 149V150H100ZM110 149H111V147H110ZM113 149V148H112ZM142 149V148H141ZM40 150V149H39ZM59 150V149H58ZM70 150V149H69ZM72 151H73V149H71ZM71 150H70V153H71V155L73 154L72 152H71ZM81 150V149H80ZM80 150H78V151H80ZM84 150H86V149H84ZM93 150V149H92ZM98 149H96V151H97ZM103 150H105V148L103 147ZM115 150H117V149H115ZM126 150H127V148H126ZM143 150V149H142ZM173 150V149H172ZM171 150V151H172ZM175 150H176V147H175ZM198 150V149H197ZM203 150V149H202ZM112 151V150H111ZM114 151V150H113ZM112 151V152H113ZM122 151V150H121ZM128 151V150H127ZM137 151V150H136ZM174 151V150H173ZM178 151V150H177ZM180 151H182V150H180ZM185 151H186V149H185ZM204 151V150H203ZM23 152V151H22ZM61 152V151H60ZM81 152H83V151H81ZM100 152V151H99ZM102 152V151H101ZM117 152V151H116ZM130 152V151H129ZM134 152V151H133ZM170 152V151H169ZM175 153H176V151H174ZM184 152V151H183ZM182 152V154H184V156H187V155H185V153L186 152H184L183 153ZM258 152V151H257ZM59 153V152H58ZM77 153V152H76ZM76 153H74L75 155H76ZM90 153V152H89ZM92 153V152H91ZM103 153H105L104 151H103ZM103 153H101L102 154V156H103V158H104V155L105 154H103ZM119 153V152H118ZM155 153H157V151L156 152H154V155H155ZM161 152H159V154H160ZM204 153H205V151H204ZM28 154H29V152H28ZM38 154V153H37ZM61 154H63V153H61ZM61 154H58V155H60L61 156ZM78 154V153H77ZM83 154V153H82ZM96 154V153H95ZM97 154H98V151H97ZM100 154V153H99ZM100 154V155H101ZM109 154V153H108ZM130 154V153H129ZM136 154V153H135ZM158 154V155H159ZM172 154H174V153H172ZM193 154V153H192ZM200 154V153H199ZM35 155V154H34ZM39 155V154H38ZM37 155V156H38ZM41 155V154H40ZM57 155V156H58ZM65 155V154H64ZM69 155V152H68V154H67V156ZM123 155V154H122ZM168 155V154H167ZM176 155H178V153L176 154ZM49 156V155H48ZM70 156V155H69ZM115 156H116V154H115ZM156 156V155H155ZM165 156V155H164ZM197 156V155H196ZM198 156H200V155H198ZM197 156V157H198ZM27 157V156H26ZM31 157V156H30ZM35 157V156H34ZM45 157V156H44ZM52 157V156H51ZM71 157V156H70ZM73 157H74V155H73ZM75 157H78V155H76ZM83 157V156H82ZM98 157H101V156H98ZM107 157V156H106ZM118 157V155L116 156V158ZM136 157V156H135ZM144 157V156H143ZM146 157V156H145ZM149 157H151V156H149ZM166 157V156H165ZM165 157H164V159H165ZM173 157H174V155H173ZM179 157H180V155H179ZM181 157H182V155H181ZM191 157V156H190ZM202 157V156H201ZM204 157V156H203ZM25 158V157H24ZM35 158H37V157H35ZM59 158V157H58ZM65 158V157H64ZM79 158V157H78ZM84 158H85V156H84ZM121 159L123 158V157H120ZM127 158V157H126ZM142 158V157H141ZM161 158V157H160ZM170 158V157H169ZM172 158V157H171ZM175 158V157H174ZM173 158V159H174ZM183 158V157H182ZM182 158H180V159H182ZM185 158V157H184ZM34 159V158H33ZM60 159H62V158H60ZM66 159V158H65ZM74 159V158H73ZM76 159V158H75ZM80 159H81V157H80ZM85 159H87V157L85 158ZM84 159V161H86ZM105 159V158H104ZM150 159V158H149ZM162 159V158H161ZM191 159V158H190ZM189 159V160H190ZM194 159V158H193ZM200 159V158H199ZM56 160V159H55ZM71 161H72V157H71V159H70ZM90 160H92V159H90ZM97 160V159H96ZM100 160V159H99ZM141 160H143V159H141ZM140 160V161H141ZM151 160V159H150ZM156 160H158L157 159V157H156ZM156 160H154V161H156ZM166 160V159H165ZM171 161H172V159H170ZM178 160V159H177ZM188 160V161H189ZM236 160V161H235ZM25 161V160H24ZM34 161V160H33ZM33 161H32V163H33ZM58 161H59V159H58ZM65 161H66V163H68V166H69V160H63V163L62 164H64L65 163ZM67 161H69V162H67ZM83 161V160H82ZM125 161H127V160H125ZM145 161V160H144ZM143 161V162H144ZM159 161H163V160H159ZM186 161H187V157H186ZM194 161H195V159H194ZM43 162H45V161H43ZM77 162V161H76ZM88 162V164H90V161H87ZM92 162V161H91ZM104 162H105V160H104ZM109 162V161H108ZM124 162V161H123ZM166 162V161H165ZM168 162V161H167ZM170 162V161H169ZM206 162V161H205ZM235 162H238L239 163V165H238V167H234L233 165H232V163H235ZM252 162V161H251ZM54 163V162H53ZM53 163H50V162H48V164L47 165H51L52 166V164ZM55 163H56V161H55ZM54 163V164H55ZM73 163V162H72ZM80 163V162H79ZM95 163V162H94ZM122 163V162H121ZM120 163V164H121ZM128 163V162H127ZM130 163V162H129ZM155 163V162H154ZM157 163V162H156ZM161 163V162H160ZM177 163H178V161H177ZM177 163H171V164H173V166L175 165V164H177ZM181 163H184V162H181ZM197 163H198V161H197ZM206 163H208V162H206ZM230 163H231V166L229 167L228 166V164L230 165ZM25 164V163H24ZM61 163L59 164L61 167L63 166ZM106 164H107V162H106ZM114 164H116V163H114ZM119 164V163H118ZM118 164L116 165V168H118L117 166H118ZM143 164V163H142ZM162 164H165V163H163L162 162ZM161 164V165H162ZM41 165V164H40ZM46 165V166H47ZM56 165V164H55ZM59 165H57V166H59ZM65 165L66 164H64V167H65ZM76 165H77V163H76ZM82 165V164H81ZM91 165H93V164H91ZM95 165V164H94ZM110 165V164H109ZM113 165V164H112ZM124 165V164H123ZM146 165V164H145ZM145 165H143L144 166V168H145ZM147 165H149V164H147ZM151 165H152V163H151ZM154 165V164H153ZM168 164H166V166H167ZM180 165H182V164H180ZM211 165V163L209 164V166ZM31 166V165H30ZM72 166V165H71ZM79 166V165H78ZM111 166V165H110ZM120 166V165H119ZM122 166V165H121ZM156 166H158V165H156ZM166 166H164V167H166ZM183 166V165H182ZM114 167V169H115V165L113 166ZM128 167V166H127ZM132 167V166H131ZM148 167V166H147ZM160 167H163V166H160ZM175 167H176V165H175ZM186 167H188V166H186ZM202 167H204V166H202ZM19 168V167H18ZM36 168V167H35ZM34 168V166H33V169H34V171L33 170H31V171H33V174H34V172H36V169ZM53 168H54V166H53ZM65 168H68V167H65ZM72 168V167H71ZM71 168H68V169H70L71 170ZM74 168H75V166H74ZM80 168V167H79ZM91 168V167H90ZM94 168V167H93ZM143 168V167H142ZM152 168H153V166H152ZM155 168V167H154ZM167 168H169L168 166H167ZM166 168V169H167ZM191 168V167H190ZM209 168V167H208ZM50 169H51V171H50V173H49V175H47V172H48V169H46L47 170V172L43 169V171L44 172H46L45 174H46V176H50L52 173L51 172H53L52 170V167H50ZM59 169H60V167H59ZM68 169H66V171L68 170ZM75 169H77V168H75ZM83 168H81V170H82ZM96 169V168H95ZM111 169V168H110ZM113 169V168H112ZM125 169V168H124ZM131 169V168H130ZM135 169V168H134ZM146 169V168H145ZM156 169V168H155ZM155 169H154V171H155ZM158 169V168H157ZM160 169V168H159ZM158 169V170H159ZM173 169V168H172ZM193 169H194V167H193ZM202 169V168H201ZM41 170V169H40ZM61 170H63V173H65L66 174V172H65V169H63V168H61ZM84 171H85V169H83ZM88 170V169H87ZM121 170V169H120ZM129 170V169H128ZM164 170H165V168H164ZM197 170H199L198 168H197ZM204 170H205V168H204ZM209 169H207L206 171H208ZM79 170L77 169L76 171H74V172H76L77 174L78 173H80L81 172V174H82V171H79ZM91 171V170H90ZM102 171H104V170H102ZM101 170H100V172H102ZM140 171H141V168H140ZM162 171H163V169H162ZM172 171V170H171ZM175 170L173 169V172H174ZM189 171V170H188ZM25 172V171H24ZM38 172V171H37ZM60 171H58V173H59ZM74 172H72L70 175H72ZM138 172H139V170H138ZM146 172H149V170L148 171H146ZM165 172H168L167 170H165ZM177 172V171H176ZM42 173V172H41ZM53 173H55V172H53ZM57 173V174H58ZM62 173V172H61ZM68 173V172H67ZM87 173V172H86ZM96 173H99L98 172V170H96ZM103 173V172H102ZM132 173V172H131ZM135 173V170H134V172H133V174ZM141 173H143V171L141 172ZM207 173V172H206ZM39 174H40V172H39ZM56 174V173H55ZM54 174V175H55ZM69 174V173H68ZM67 174V175H68ZM85 174V172L82 174V175H84ZM126 174V173H125ZM133 174H131V176L133 177ZM138 174H140V173H138ZM154 174H158V172L156 171ZM154 174H152L151 173V175L153 176ZM170 174H172V172H170ZM177 174H180V173H177ZM181 174H182V172H181ZM35 175V174H34ZM74 175H75V173H74ZM15 176V175H14ZM41 176H43V175H41ZM40 176V177H41ZM56 176V175H55ZM69 176V175H68ZM73 176V175H72ZM86 176H87V174H86ZM90 176V174L88 175V177ZM106 176V175H105ZM124 176V175H123ZM128 176V175H127ZM130 176V177H131ZM151 176V177H152ZM156 176V175H155ZM176 176V175H175ZM66 177V176H65ZM76 177H78V176H76ZM76 177H74V180L75 179H77ZM95 177V176H94ZM107 177V176H106ZM109 177V176H108ZM131 177V178H132ZM135 177H136V175H135ZM154 177V176H153ZM157 177V176H156ZM160 177H162V176H160ZM173 177V176H172ZM190 177V176H189ZM197 177V176H196ZM195 177V179H197ZM199 177V176H198ZM19 178V177H18ZM42 178H44V177H42ZM57 178H58V175H57ZM60 178L61 177H59L58 179L60 180ZM69 178V177H68ZM67 178V179H68ZM86 178V177H85ZM96 178V177H95ZM98 178V177H97ZM134 178V177H133ZM132 178V179H133ZM186 178V177H185ZM13 179V178H12ZM38 179V178H37ZM45 179V178H44ZM43 179V180H44ZM62 179V178H61ZM66 179V180H67ZM90 179H91V176H90ZM143 179V178H142ZM151 179V178H150ZM160 179V178H159ZM174 179H175V177H174ZM187 179H188V177H187ZM194 179V180H195ZM40 180V179H39ZM42 180V181H43ZM46 180L47 179H45L44 180V183L46 184L47 182H46ZM63 180H65V179H63ZM63 180H62V183H64L63 182ZM69 180H70V178H69ZM73 180V182H74V184H76V183H78L79 182V180H77L78 182H76V181H74ZM80 180H81V178H80ZM87 180V179H86ZM114 180V179H113ZM141 180V179H140ZM161 180V179H160ZM173 180V179H172ZM178 179H177V177H176V181H177ZM190 180H191V178H190ZM193 180V181H194ZM198 180V179H197ZM30 181V180H29ZM41 181V180H40ZM82 181V180H81ZM133 181V180H132ZM143 181H144V179H143ZM148 181V180H147ZM180 181V180H179ZM193 181H189V182H193ZM202 181V180H201ZM238 181V182H239ZM67 183H69L68 181H66ZM76 182V183H75ZM86 182V181H85ZM95 182H96V180H95ZM111 182V181H110ZM115 182V181H114ZM129 182V181H128ZM135 182H136V180H135ZM139 182V181H138ZM145 182V181H144ZM187 182V181H186ZM203 183H205V180L204 181H202ZM217 182V181H216ZM216 182H214L215 183V185H216ZM10 183V182H9ZM41 183H43V182H41ZM58 183V182H57ZM61 183V182H60ZM61 183V184H62ZM86 183H88V182H86ZM140 183V182H139ZM160 183V182H159ZM193 183H196V181L195 182H193ZM201 183V182H200ZM199 183V184H200ZM44 184V186H47V185H45ZM60 184V185H61ZM66 184V183H65ZM64 184V185H65ZM71 184H72V182H71ZM94 185H95V183H93ZM97 184V183H96ZM117 184H118V181H117ZM120 184V183H119ZM118 184V185H119ZM142 184V183H141ZM151 184V183H150ZM165 184V183H164ZM172 184V183H171ZM174 184V183H173ZM182 184H183V181H182ZM207 184V183H206ZM212 184H213V182H212ZM224 184V183H223ZM237 184V183H236ZM41 185V184H40ZM56 185V184H55ZM78 185V184H77ZM98 185V184H97ZM196 185V184H195ZM214 185V186H215ZM225 185V184H224ZM24 186H26V185H24ZM28 186V185H27ZM32 186V185H31ZM39 186V185H38ZM54 186V185H53ZM57 186H59V184L57 185ZM85 186H87V185H85ZM93 186V185H92ZM120 186V185H119ZM185 186L187 187V185H186V183H185ZM189 187H191L190 185H188ZM198 186V184L196 185V187ZM201 186V185H200ZM205 185H203L202 187H204ZM209 185H207V186H205V188L206 187H208ZM210 186H211V184H210ZM210 186H209V188H210ZM220 186V185H219ZM219 186L217 187V186H215L216 187V191H218L220 188H219ZM36 187V186H35ZM55 187V186H54ZM64 187V186H63ZM80 187H82V186H80ZM80 187H77L79 190H80ZM117 187V186H116ZM193 187V186H192ZM214 187V188H215ZM223 187V186H222ZM226 187V186H225ZM33 188V187H32ZM39 188H40V186H39ZM45 188V187H44ZM56 188L57 187H55L54 188V190H56ZM67 188V187H66ZM69 188V187H68ZM84 188V187H83ZM93 188V187H92ZM96 188V187H95ZM124 188V187H123ZM139 188V187H138ZM205 188H203V190H206L207 191V189H205ZM217 188H218V190H217ZM40 189H42V188H40ZM60 189H62V186L60 187ZM59 188H58V190H60ZM63 189H65V188H63ZM70 189H72V186H71V188ZM69 189V190H70ZM75 189V188H74ZM91 189V188H90ZM97 189V188H96ZM95 189V190H96ZM184 189V188H183ZM192 189V191H193V189L194 188H191ZM198 189V188H197ZM28 190V189H27ZM33 190V189H32ZM31 190V191H32ZM37 190V189H36ZM67 189H65V191H66ZM73 190V189H72ZM187 190H188V188H187ZM201 189H198L197 191L199 192ZM203 190H202V192H203ZM210 190H214V189H212V188H210ZM209 190V191H210ZM224 190V189H223ZM237 190V189H236ZM35 191V190H34ZM38 192H39V190H37ZM41 191V190H40ZM48 191V190H47ZM46 191V192H47ZM82 191V190H81ZM179 191V190H178ZM186 191V190H185ZM185 191H184V193H185ZM248 191V190H247ZM250 191V190H249ZM11 191H5V192H3L4 194H2L3 195V197L0 199V200H5V198H7L8 197V195H9V193H10ZM23 192V191H22ZM36 192V191H35ZM34 192V193H35ZM42 192H43V190H42ZM42 192H40V194L39 195H41V197H42ZM50 192V191H49ZM56 193H57V191H55ZM59 192V191H58ZM64 191H62V193H63ZM67 192V191H66ZM66 192H65V194H66ZM73 192H75V193H77V194H75V197H76V195H78L77 197H80L81 199H82V193L80 194L79 192H76V190L75 191H73ZM83 192V191H82ZM121 192V191H120ZM175 192V191H174ZM194 192V191H193ZM205 192V191H204ZM219 192V191H218ZM221 192H222V190H221ZM60 194H61V192H59ZM58 193V194H59ZM81 195V196H79V194ZM85 193V192H84ZM188 193V192H187ZM195 193V192H194ZM215 193V192H214ZM14 194V193H13ZM17 194V193H16ZM45 194V193H44ZM48 194V193H47ZM52 194V193H51ZM55 194V193H54ZM53 194V195H54ZM57 194V195H58ZM60 194H59V196H60ZM64 194V193H63ZM72 195H74L73 193H71ZM95 194L97 195V194H99L98 192H95ZM211 194V193H210ZM46 195V194H45ZM45 195H43V196H45ZM56 195V194H55ZM68 195V194H67ZM85 195V194H84ZM141 195V194H140ZM185 195V194H184ZM193 195V194H192ZM11 196V195H10ZM24 196H26V195H24ZM23 196V197H24ZM50 196V195H49ZM49 196H46L47 198L49 197ZM58 196V197H59ZM70 196V195H69ZM68 196V197H69ZM99 195H97V197H98ZM120 196H121V194L119 195V199H120ZM18 197V196H17ZM46 197H42V198H44V200L46 199ZM53 197V196H52ZM65 198H63V195H62V198L65 200H67V197L66 196H64ZM76 197V198H77ZM96 196H94V198H95ZM172 197V196H171ZM195 197H197V196H195ZM21 198V197H20ZM19 198V199H20ZM61 197H60V199H58V200H61L62 199ZM73 197H71V199H72ZM80 198H78V199H80ZM85 198L86 197H84V199L83 200H85ZM88 198V197H87ZM8 199V198H7ZM18 199V200H19ZM22 199V198H21ZM24 199V198H23ZM22 199V200H23ZM37 199H40V198H38L37 197ZM62 199V200H63ZM74 199V198H73ZM77 199V200H78ZM80 199V200H81ZM97 199H102V198H97ZM96 198H95V200H97ZM116 199V198H115ZM15 200V199H14ZM13 200V201H14ZM21 200V201H22ZM83 200H81L82 202H83ZM15 201H17V199L15 200ZM14 201V202H15ZM20 201V200H19ZM18 201V202H19ZM20 201V202H21ZM37 201V200H36ZM36 201H35V203H36ZM68 201H69V199H68ZM76 201V199H74V202ZM87 201H89V200H87ZM128 201V200H127ZM131 201V200H130ZM133 201V200H132ZM6 202V201H5ZM38 203L39 202H42L41 200H39V201H37ZM54 202L55 203H58V202H56L55 200H54ZM63 202H65V201H63ZM63 202H62V204H63ZM73 202V204L74 205H76L75 203ZM85 202V201H84ZM84 202H83V205H84ZM103 202V201H102ZM27 203H28V201H27ZM26 203V204H27ZM34 203V202H33ZM46 203V202H45ZM71 203V202H70ZM77 203V202H76ZM79 203V202H78ZM81 203V202H80ZM89 203V202H88ZM169 203H170V201H169ZM174 203V202H173ZM201 203H203V202H201ZM40 204H42V203H40ZM47 204V203H46ZM52 203H50L49 205H51ZM61 203H60V205H62ZM73 204H72V206H73ZM85 204H87V202L85 203ZM126 204V203H125ZM157 204V203H156ZM172 204V203H171ZM175 204V203H174ZM196 204V203H195ZM216 204V203H215ZM214 204V205H215ZM218 204V203H217ZM45 205V204H44ZM59 205V204H58ZM60 205H59V208H60ZM65 205V204H64ZM67 205H68V203H67ZM81 205V204H80ZM79 205V207L81 208V207H83V205L82 206H80ZM88 205V204H87ZM86 205V206H87ZM90 205V204H89ZM98 205V204H97ZM100 205V204H99ZM98 205V206H99ZM104 205H105V203H104ZM33 206V205H32ZM31 206V207H32ZM41 206V205H40ZM48 206V205H47ZM54 206V205H53ZM69 206V205H68ZM77 206V205H76ZM75 206V207H76ZM85 206V205H84ZM101 206V205H100ZM108 206V205H107ZM190 206V205H189ZM216 206V205H215ZM255 206H258V205H255ZM254 206V207H255ZM261 206V205H260ZM260 206H259V208H260ZM41 207H43V206H41ZM41 207H38V209H40ZM46 207V206H45ZM51 207V206H50ZM89 207V206H88ZM91 207H94V206H92L91 205ZM104 207V206H103ZM109 207V206H108ZM124 207H127V206H124ZM123 207V208H124ZM254 207H252V208H254ZM6 208V207H5ZM26 208V207H25ZM62 208H64L63 207V205H62ZM70 209L71 208H73V207H69ZM80 208H76L77 210H80ZM84 209H86L87 207H83ZM82 208V209H83ZM90 208V207H89ZM173 208V207H172ZM31 209V208H30ZM32 209H33V207H32ZM47 209V207L44 209V211ZM52 209V208H51ZM67 209V208H66ZM73 209H75V208H73ZM73 209H71V211L73 210ZM88 209V208H87ZM86 209V210H87ZM90 209H92V208H90ZM118 209V208H117ZM117 209H115L116 210V213H115V215L117 214V217H118V213H117ZM142 209V208H141ZM179 209V208H178ZM41 210H43L42 208H41ZM61 210V209H60ZM89 210V209H88ZM87 210V211H88ZM95 210V209H94ZM114 210V211H115ZM186 210V209H185ZM184 210V211H185ZM241 210V209H240ZM250 210H252L251 208H250ZM261 210V209H260ZM263 210H264V208H263ZM65 211V210H64ZM63 211V212H64ZM75 210H73V212H74ZM81 211V210H80ZM103 211H105V210H102V212ZM108 211V210H107ZM109 211H111V209H109ZM109 211H108V213H109ZM235 211H238V207H236V210ZM257 211H258V208H257ZM46 212V211H45ZM59 212V211H58ZM66 212V211H65ZM73 212H72V214H73ZM75 212H79V211H75ZM83 212V211H82ZM92 212V211H91ZM101 212V213H102ZM118 212H120V209H119V211ZM181 212V211H180ZM200 212V211H199ZM246 212V211H245ZM260 212V211H259ZM263 212V214H264V211H262ZM1 213V212H0ZM31 213H32V210H31ZM33 213H35V212H33ZM49 213V210L47 209V214ZM67 213H68V211H67ZM65 214V215H68L66 218H68L69 217V215H71L72 216V218H74L73 217V215L70 213V214ZM76 213V215L78 216V214ZM85 213V212H84ZM83 213V214H84ZM90 213V212H89ZM106 213V211L105 212H103L102 214H105ZM111 213V212H110ZM121 213V212H120ZM119 213V214H120ZM122 213H125V212H123L122 211ZM42 214H44V212L42 213ZM46 214V213H45ZM75 214V213H74ZM87 214H88V212H87ZM93 214V213H92ZM251 214H253V213H251ZM36 215V214H35ZM50 215V214H49ZM64 215V216H65ZM76 215H75V220H76ZM81 215V213L79 214V216ZM125 215V214H124ZM123 214H122V216H124ZM129 215V214H128ZM163 215H164V213H163ZM176 215V214H175ZM78 216V217H79ZM83 215H81L80 217H82ZM121 216V215H120ZM119 216V217H120ZM122 216H121V218H122ZM78 217H77V219H78ZM118 217V218H119ZM242 217V216H241ZM246 217V216H245ZM248 217V216H247ZM125 218V216L122 218V220ZM166 218V217H165ZM169 218V217H168ZM244 218V217H243ZM260 218H261V216H260ZM263 218V217H262ZM8 219V218H7ZM13 219V218H12ZM40 219V218H39ZM65 219V218H64ZM147 219V218H146ZM170 219V218H169ZM249 219H251V218H248V220ZM253 219H256V214H255V217L253 218ZM252 219V220H253ZM41 220V219H40ZM74 220V221H75ZM149 220V219H148ZM155 220V219H154ZM251 220V221H252ZM258 221H262L261 219H257ZM257 220H256V222H257ZM16 221V220H15ZM20 221V220H19ZM70 221V220H69ZM166 221V220H165ZM172 221V220H171ZM224 221V220H223ZM2 222V220L0 221V223ZM72 221H70V223H71ZM143 222V221H142ZM168 222V221H167ZM248 222H250V221H248ZM253 222V221H252ZM23 223V222H22ZM45 224H47V223H51L50 221L49 222H47L46 223V221L44 222ZM104 223V222H103ZM169 223V222H168ZM229 223V222H228ZM244 223V222H243ZM258 223V222H257ZM3 224H4V222H3ZM2 224V225H3ZM7 224V223H6ZM13 224L15 225V223L13 222ZM13 224H12V226H13ZM17 224V223H16ZM24 224V223H23ZM22 224V225H23ZM35 224H36V222H35ZM105 225H107L106 223H104ZM103 224V225H104ZM111 224V223H110ZM254 223H252V225H253ZM261 223H259L257 226H259ZM2 225L0 224V228L2 227ZM18 225V224H17ZM16 225V226H17ZM31 225L32 224H29L28 225V227L27 228H29V229H31ZM40 225V224H39ZM175 225V224H174ZM187 225V224H186ZM255 225V224H254ZM19 226V225H18ZM21 226V225H20ZM47 226V225H46ZM176 226V225H175ZM220 226V225H219ZM228 226V225H227ZM262 226V225H261ZM264 226V225H263ZM4 227V226H3ZM10 227H11V225H10ZM34 227V226H33ZM107 227V226H106ZM105 227V228H106ZM108 227H109V225H108ZM113 227V229L115 228L114 226H112ZM181 227V226H180ZM256 227V226H255ZM260 227V226H259ZM13 228V227H12ZM26 228V227H25ZM76 228H78V227H75L74 229H76ZM110 229H111V227H109ZM241 228V227H240ZM261 228V227H260ZM259 228V230H262V228H264V227H262L261 229ZM17 229V228H16ZM15 229V230H16ZM53 228H51V229H49L50 231L52 230ZM112 229V230H113ZM168 229H170V228H168ZM229 229H230V227H229ZM238 229V228H237ZM9 230V229H8ZM12 230H14V229H12ZM14 230V231H15ZM37 230V229H36ZM139 230V229H138ZM30 231V230H29ZM25 232V231H24ZM30 232H32V231H30ZM34 232H36L35 230H34ZM33 232V233H34ZM236 232V231H235ZM20 233H21V231H20ZM23 233V232H22ZM26 233H27V231H26ZM47 233H49V231H47ZM51 233H52V231H51ZM69 233V232H68ZM137 233H139V232H137ZM136 233V234H137ZM216 233V232H215ZM0 234H1V232H0ZM10 234V233H9ZM14 234V233H13ZM19 234V233H18ZM30 234V233H29ZM44 234V233H43ZM52 234H54V233H52ZM65 234H67V233H65ZM86 234V233H85ZM127 234V233H126ZM136 234H134V235H136ZM209 234H210V232H209ZM242 234V233H241ZM12 235V234H11ZM16 235H17V233H16ZM24 235H25V233H24ZM28 235V234H27ZM27 235H25V237L27 236ZM39 234L37 233V235H36V237L38 236ZM46 235H49V234H46ZM132 235V234H131ZM233 235V234H232ZM243 235V234H242ZM251 235V234H250ZM2 236V235H1ZM31 236H32V234H31ZM30 236V237H31ZM52 236H54V235H52ZM99 236V235H98ZM126 236V235H125ZM14 237V236H13ZM19 237V236H18ZM30 237H29V241L28 242H31V239H30ZM33 237V236H32ZM46 238L45 239H43V237H42V240L41 241H43V240H47V239H49L47 236H45ZM108 237V236H107ZM131 238H132V236H130ZM134 237V236H133ZM40 238V237H39ZM61 238H63V237H61ZM84 238V237H83ZM85 238H87V237H85ZM112 237L110 236V238L109 239H111ZM131 238H130V240H131ZM135 238V237H134ZM50 239H51V237H50ZM55 239V238H54ZM53 239V240H54ZM64 240H65V237L63 238ZM62 239V242L64 241ZM71 239V238H70ZM105 239V238H104ZM103 239V240H104ZM107 239V238H106ZM138 239V238H137ZM136 239V240H137ZM188 239V238H187ZM23 241H25L24 239H22ZM52 240V241H53ZM85 240V239H84ZM133 240L134 239H132L131 241H132V243H133ZM135 240V241H136ZM141 240V239H140ZM151 239H149V241H150ZM245 240V239H244ZM20 241V240H19ZM22 241V242H23ZM38 241H39V239H38ZM68 241V240H67ZM106 241V240H105ZM110 241V243L112 244V241L111 240H109ZM108 241V242H109ZM114 241V240H113ZM235 241V240H234ZM10 242H12V241H10ZM15 242V241H14ZM22 242H20V244L22 243ZM71 242V241H70ZM136 242H138V241H136ZM143 241H141V243H142ZM151 242H153V241H151ZM154 242H155V240H154ZM165 242V241H164ZM208 242V241H207ZM18 243V242H17ZM17 243H15L16 245H18ZM25 243H26V241H25ZM41 243V242H40ZM45 243V245H46V242L45 241H43L42 242V244H44ZM79 243V242H78ZM83 243V242H82ZM138 243H140V242H138ZM180 243V242H179ZM235 243V242H234ZM233 243V244H234ZM30 244H32V243H30ZM41 244V245H42ZM58 244V243H57ZM80 244V243H79ZM95 244V243H94ZM114 244V243H113ZM126 244V243H125ZM136 244V243H135ZM151 245H152V243H150ZM177 244V243H176ZM191 244H192V242H191ZM220 244V243H219ZM232 244V245H233ZM239 244V243H238ZM1 245H3V246H5L6 247V245L5 244H2L1 243ZM38 245V244H37ZM134 245V244H133ZM151 245H150V247H151ZM214 245V244H213ZM242 245V244H241ZM244 245V244H243ZM71 246V245H70ZM69 246V247H70ZM73 246V245H72ZM71 246V247H72ZM79 246H81V245H79ZM95 246H96V244H95ZM99 246L100 245H98V248H99ZM132 246V245H131ZM221 246V245H220ZM230 246V245H229ZM66 247H68V246H66ZM70 247V248H71ZM115 247V246H114ZM113 247V248H114ZM117 247V246H116ZM135 247V246H134ZM138 247V246H137ZM217 247V246H216ZM227 247H228V245H227ZM226 247V248H227ZM244 247V249H245V246H243ZM256 247V246H255ZM0 248H2V247H0ZM9 248L10 247H7V248H2V249H5V253H7V251H6V249H8V253H10L9 252ZM13 247L11 246V249H12ZM16 248H18V247H16ZM16 248H14V249H12V250H16ZM38 247H36V248H34V250L35 249H37ZM73 248H74V246H73ZM73 248H71V249H73ZM88 248V247H87ZM87 248H85V249H87ZM129 248V247H128ZM231 248V247H230ZM239 248H240V250L239 251H242L241 250V248L242 247H240L239 246ZM10 249V250H11ZM39 249V248H38ZM37 249V250H38ZM81 249V248H80ZM97 249V248H96ZM95 248H94V250H96ZM102 249V248H101ZM151 249V248H150ZM227 249H229V247L227 248ZM243 249V248H242ZM260 249H261V247H260ZM37 250H35V252L37 251ZM89 250V249H88ZM92 251H94L93 249H91ZM100 250V249H99ZM118 250V249H117ZM138 251H139V249H137ZM145 250V249H144ZM4 251V250H3ZM17 251V250H16ZM38 251H40V249L38 250ZM65 251V250H64ZM63 251V252H64ZM91 251V252H92ZM118 251H120V250H118ZM248 252H249V250H247ZM0 252H2V251H0ZM12 252V251H11ZM15 251H13L12 252V254L14 253ZM24 252H25V250H24ZM81 252H84V251H80V253ZM96 252V251H95ZM94 252V253H95ZM145 252V251H144ZM236 252H237V250H236ZM244 252H246V251H244ZM255 252V251H254ZM7 253V254H8ZM117 253V252H116ZM119 253V252H118ZM117 253V254H118ZM122 254H123V251L121 252ZM224 253H226V252H224ZM223 253V254H224ZM238 253V252H237ZM247 253V252H246ZM251 253H253V252H251ZM259 253V252H258ZM261 253V252H260ZM259 253V254H260ZM11 254V253H10ZM15 254V253H14ZM13 254V255H14ZM34 254V253H33ZM39 254V253H38ZM37 254V255H38ZM96 254V253H95ZM94 254V255H95ZM107 254V253H106ZM186 254V253H185ZM230 254H232V252H230ZM234 255H236L235 254V252L233 253ZM233 254L231 255L233 258H234V256H233ZM247 254H249V253H247ZM258 254V255H259ZM262 254V253H261ZM261 254L259 255V257L261 256ZM5 255V254H4ZM24 255V254H23ZM22 255V256H23ZM100 255H102V251H101V254ZM116 255V254H115ZM132 255V254H131ZM226 255V254H225ZM250 255V254H249ZM254 255V254H253ZM257 255V254H256ZM7 256H9V254L8 255H5V257L7 258ZM15 256V255H14ZM18 256V255H17ZM82 256V255H81ZM107 256H108V254H107ZM109 256H110V252H109ZM111 256H112V258L114 259H116V257H114V251H113V253L111 254ZM251 256V255H250ZM10 257H13V256H10ZM20 257V256H19ZM33 257V256H32ZM79 257H80V255H79ZM84 258H86L85 256H83ZM90 257V256H89ZM95 257V256H94ZM100 257H102V256H100ZM120 257V256H119ZM121 257H122V255H121ZM152 257V256H151ZM228 257V256H227ZM240 257V256H239ZM244 257H245V259H246V255H245V253H244ZM264 257V255L262 256V258ZM14 258V257H13ZM21 258V257H20ZM110 258V257H109ZM118 258V257H117ZM225 258V257H224ZM255 258V257H254ZM257 258V257H256ZM12 259V258H11ZM33 259V258H32ZM38 259V258H37ZM92 259H93V257H92ZM91 259V261H93ZM104 259H105V257H104ZM107 259H108V257H107ZM114 259V260H115ZM171 259V258H170ZM176 259V258H175ZM177 259H179L178 257H177ZM176 259V260H177ZM216 259V258H215ZM13 260V262H14V264L15 263H17L15 260H19L18 258H16L15 260L14 259H12ZM80 260H82V259H80ZM87 259H85V261H86ZM124 259H122V261H123ZM166 260V259H165ZM229 260H231V258L229 259ZM241 260V257L239 258V262L241 263L242 261H240ZM248 260H249V258H248ZM253 260V259H252ZM252 260H250L251 262H253ZM256 260H258V259H256ZM255 260V261H256ZM259 260H261L260 258H259ZM259 260L257 261V262H259ZM263 260V259H262ZM9 260H7V262H8ZM11 261V260H10ZM88 261V260H87ZM86 261V262H87ZM90 260L87 262V263H89V262H91ZM116 261V260H115ZM150 261V260H149ZM178 261V260H177ZM204 261V260H203ZM232 261V260H231ZM234 261V260H233ZM245 261H247V260H245ZM12 261L10 262V263H13ZM20 262V261H19ZM18 262V263H19ZM112 262H114L113 260H112ZM160 263H161V260L159 261ZM163 262V261H162ZM172 262H174V261H172ZM189 262V261H188ZM209 262V261H208ZM235 262V261H234ZM233 262V263H234ZM238 262V263H239ZM9 263V262H8ZM17 263V264H18ZM85 263V262H84ZM93 263V262H92ZM103 263V262H102ZM164 263V262H163ZM179 263V262H178ZM181 263H184V261H181ZM198 263H199V261H198ZM210 263H211V261H210ZM235 263H237V262H235ZM250 263V262H249ZM248 263V264H249ZM32 264V263H31ZM36 264H37V262H36ZM52 264V263H51ZM98 264V263H97ZM169 264H171V263H169ZM185 264H187V262L185 263ZM190 264V263H189ZM194 264V263H193ZM197 264V263H196ZM206 264H208V263H206ZM242 264V263H241ZM255 264H257L256 262H255Z\"/></svg>",
    "mask_w": 264,
    "mask_h": 264
}]
</instances>
